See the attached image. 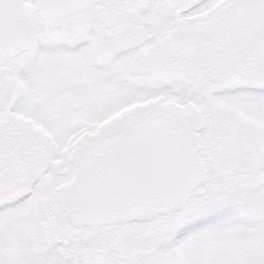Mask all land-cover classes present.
<instances>
[{
  "label": "snow or ice",
  "instance_id": "snow-or-ice-1",
  "mask_svg": "<svg viewBox=\"0 0 264 264\" xmlns=\"http://www.w3.org/2000/svg\"><path fill=\"white\" fill-rule=\"evenodd\" d=\"M0 264H264V0H0Z\"/></svg>",
  "mask_w": 264,
  "mask_h": 264
}]
</instances>
